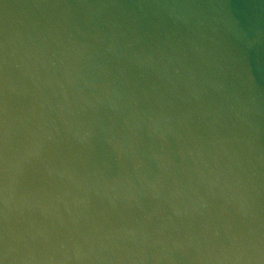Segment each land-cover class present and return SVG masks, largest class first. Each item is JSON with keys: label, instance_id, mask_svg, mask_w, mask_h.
<instances>
[{"label": "water", "instance_id": "water-1", "mask_svg": "<svg viewBox=\"0 0 264 264\" xmlns=\"http://www.w3.org/2000/svg\"><path fill=\"white\" fill-rule=\"evenodd\" d=\"M0 264H264V0H0Z\"/></svg>", "mask_w": 264, "mask_h": 264}]
</instances>
